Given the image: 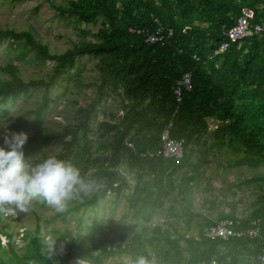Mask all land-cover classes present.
Returning <instances> with one entry per match:
<instances>
[{"label": "trees", "instance_id": "trees-1", "mask_svg": "<svg viewBox=\"0 0 264 264\" xmlns=\"http://www.w3.org/2000/svg\"><path fill=\"white\" fill-rule=\"evenodd\" d=\"M44 1L56 17L72 20L75 28L99 27L95 33L77 28L78 43L63 53H50L31 28L20 32L11 27L0 29V44L8 41L15 51L20 50L18 58L30 55L34 65L52 63L47 75L29 80L21 78L17 64L0 66V72L7 75L0 78V109L3 103L27 96L32 89H42L33 119L17 123L19 131L29 133L25 160L36 163L43 158L40 153L44 148L59 141L61 146L55 155L73 163L82 177L102 185L88 196L81 195L77 206H71V201L67 211L59 215L78 212L81 207H97L108 195L118 199L126 191L132 216L122 233L101 222L86 226V232L76 236L58 234L56 240H46L38 221L34 228L15 234L6 230L0 214V264H69L75 258L103 264L113 257L121 259L120 264H124V257L135 264L140 256L149 264L209 263L214 257L219 264H261V185L255 187L250 213L234 224V230H240L258 220L260 231L253 240H210L203 234L187 237L176 225H169L170 230L157 225L148 235L146 224L167 202L172 203L171 210L187 202L191 174L194 170L198 175L202 166L210 164L206 155L212 149L227 147L241 154L229 160L226 168L264 167V0ZM243 8L253 10L251 23L263 31L231 43L227 31ZM155 34L163 39L147 41ZM223 44L228 46L219 52ZM83 57L96 61L97 79L87 84L95 87L93 98L85 106L76 104L77 118L63 132L41 129L44 114L53 103L52 87ZM185 75H190V88L182 90L177 101L174 90ZM69 79L80 82L78 73ZM109 91L119 98L121 114L111 113L108 120L96 122ZM2 110L7 112L5 106ZM209 122L216 124L214 130H209ZM94 123L100 137L95 146L91 138ZM169 123L170 138L183 144L182 159L145 158L147 152H157L161 132ZM123 166L134 181L131 192ZM44 204L37 202V206ZM184 222L187 231L190 221ZM78 224L81 227L80 218ZM138 224L142 225L141 232L137 231ZM176 233L178 236L173 237ZM63 242L65 254L61 255L59 245Z\"/></svg>", "mask_w": 264, "mask_h": 264}, {"label": "rangeland", "instance_id": "rangeland-1", "mask_svg": "<svg viewBox=\"0 0 264 264\" xmlns=\"http://www.w3.org/2000/svg\"><path fill=\"white\" fill-rule=\"evenodd\" d=\"M56 1L60 2V0ZM7 27L14 28L17 32L31 28L39 39L48 45L50 53H63L78 43L80 39V37H77L78 29L95 33L99 26L81 25L77 29L72 20L56 17L55 12L44 0H19L16 2L0 0V29ZM88 38H91V36H88ZM18 52L14 50L13 46L9 45L8 41L2 42L0 44V66L6 63L17 64L21 68L19 75L23 80L37 79L49 73L51 62L48 61L43 65H34V59H30V55L18 58L16 56ZM95 62L92 58L83 57L76 63L75 69L64 75L58 84L52 87L50 94L53 103L44 114V124L41 129L46 128L47 130L61 133L64 127L74 124L77 118L76 104L85 106L93 98L95 87L93 85L87 86V84H92L97 79V73L94 71ZM76 73H78L80 82L69 79V77L73 78ZM0 78H7V75L0 72ZM42 91V89H32L27 96H22L13 102L8 101L1 105L0 146H4L5 136L10 137L13 132H24L18 130L17 123L20 119H33L34 110L40 104ZM2 106H5L7 112L2 110ZM103 106L104 111L98 113L96 122L108 120L111 113L121 114L119 98L112 91H109L108 96L103 101ZM209 123V130H214L216 124ZM95 124L92 125L93 133H95ZM93 136L91 138L94 140L95 146L100 137L96 133ZM64 140H68V137H65ZM60 146L61 143L59 141L51 142L41 151L40 157L56 154ZM209 153L214 154L211 155ZM209 153L206 157L210 160V164L202 166L200 175L196 176L192 191L187 196L189 206L176 204L174 205L173 213L180 214V212H185V210L189 211V208L199 211L201 205L205 204L213 207L211 213H214V216L223 210L230 212L238 219H244L251 210V204L255 198V187L258 185L264 187V167L257 169L248 167H239L235 170L225 169L224 166H227L229 160L237 159L241 154L227 147L221 150L212 149ZM31 163L34 164V162ZM122 170L129 179L128 192H131L134 187V181L131 180V175L125 166L122 167ZM253 177H256V181L251 180ZM229 186H232V188H229ZM126 195V191L118 199L114 195H108L104 201L99 202L97 207H81L78 212L65 216L59 215L60 212H56L47 204L37 206V202L41 200H34L31 210L27 213L3 215L7 224L5 228L8 232L22 234V232L34 228L38 221L46 240L50 238L56 240L58 234L68 233L71 236H76L79 233H85L84 228L86 226H95L101 222L107 223L115 232L122 233L125 231L124 224L126 225L130 222L132 214V210L126 202ZM82 198L76 197L68 201V207L71 201H73L71 206H77ZM211 201L213 205L209 204ZM171 204L167 202L163 209L146 224L148 235L151 234V231L157 225L169 230V225H176L179 228V232L190 235L189 232H186L184 220H176L172 216V210L168 209ZM36 216L38 217L37 219ZM79 218L81 219V227H78ZM167 221L169 224L166 223ZM141 226V224H138V232H141ZM176 236H178L177 233L173 235V237ZM2 241L6 243L4 237ZM16 242L19 241L16 240ZM64 242L59 245L61 255L65 254ZM180 244L184 245L183 242H180ZM93 253L96 254V252ZM123 260H128V257H124ZM120 261L121 259L118 257H113L105 259L103 264H120ZM69 264L90 263L82 262L80 259L75 258L70 260ZM243 264H246V262H243Z\"/></svg>", "mask_w": 264, "mask_h": 264}, {"label": "clouds", "instance_id": "clouds-1", "mask_svg": "<svg viewBox=\"0 0 264 264\" xmlns=\"http://www.w3.org/2000/svg\"><path fill=\"white\" fill-rule=\"evenodd\" d=\"M27 141V133L13 132L10 137H4V146H0V214L27 213L34 200H41L63 213L68 209V201L88 196L102 186L82 177L73 163L55 154L40 158L34 164L27 162L24 152ZM124 264L131 262L125 260ZM135 264H149V261L140 256Z\"/></svg>", "mask_w": 264, "mask_h": 264}, {"label": "built area", "instance_id": "built-area-1", "mask_svg": "<svg viewBox=\"0 0 264 264\" xmlns=\"http://www.w3.org/2000/svg\"><path fill=\"white\" fill-rule=\"evenodd\" d=\"M254 18V12L251 9L243 8L241 15L238 17L235 25L227 31V38L229 42L236 43L246 37H252L260 34L263 30L259 25H252L251 21ZM163 38L158 34L149 36L147 41L152 43L160 42ZM228 44H223L219 52L227 48ZM190 88V75H185L181 82L178 83L174 90L177 101L181 100L182 90H189ZM171 124L164 127L160 135V152L161 155L167 159H174L179 162L183 156V144L170 138ZM149 156H152L149 154ZM260 227L259 221L254 220L246 229L234 230V222L232 220H222L215 225H211L204 229L203 233L207 239L215 240L222 239L228 240L230 238L242 239L247 238L253 240L259 234ZM261 264H264V251L258 257ZM228 262V261H227ZM197 264H219L217 258L214 257L209 263L201 262ZM227 264V263H224Z\"/></svg>", "mask_w": 264, "mask_h": 264}, {"label": "crops", "instance_id": "crops-1", "mask_svg": "<svg viewBox=\"0 0 264 264\" xmlns=\"http://www.w3.org/2000/svg\"><path fill=\"white\" fill-rule=\"evenodd\" d=\"M149 154H151L152 156H149ZM144 157L145 158L162 157L164 159H167V158H165V157H163L161 155L160 144H159V149L157 150V152H152V153L151 152H147L146 154H144ZM224 167L226 169V166H224ZM227 169L235 170L233 168H227ZM199 175H200V170H199L198 175L193 170V172L191 174L193 181L189 185V189H190L189 190V194L192 191V185H193V183L196 180V176H199ZM181 176H182V174H179V177H181ZM255 179H256V177L251 178L252 181H256ZM229 188H232V186H229ZM174 194L177 195V191L174 192ZM186 199H187V197H186ZM184 204L186 205V207H188L189 206L188 200H187V202L185 200ZM209 204L213 205V202L211 201ZM209 206L210 205L202 204L201 205V209L199 211L195 210V209L192 210L191 208H189V211L185 210V212H180V214L173 213L174 210H172V213H173L172 216H174L176 218V220H185V221L189 220L190 221V226L188 227L187 231L190 233V235L186 234V236L187 237H194V238H198L199 235H201V234H203V236H204L203 231H204L205 228H207V227H209L211 225H215V224H217L218 222H220L222 220H232V219H234V220H236V221L232 220L234 222V224L237 223V222H240L241 220H243L241 218L238 219L237 217H234L230 212H226V211H223V210L221 212L216 213L215 216H214V213L213 214L211 213L213 207L210 206V208H209ZM251 206H252V204H251ZM174 209H175V207H174ZM131 216H132V214H131ZM212 216H214V217L212 218ZM246 216L244 218H246ZM252 221H254V220H252ZM251 222H248L249 226H250ZM244 229H246V228H244Z\"/></svg>", "mask_w": 264, "mask_h": 264}]
</instances>
